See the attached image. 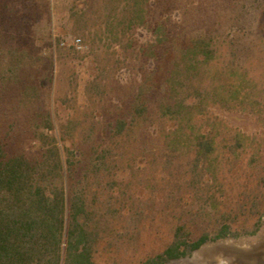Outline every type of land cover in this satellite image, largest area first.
<instances>
[{"label": "rangeland", "instance_id": "1", "mask_svg": "<svg viewBox=\"0 0 264 264\" xmlns=\"http://www.w3.org/2000/svg\"><path fill=\"white\" fill-rule=\"evenodd\" d=\"M23 1L17 17L0 24V135L11 151L30 158L42 152L38 133L64 137L76 152L78 179L93 147L110 146L109 170L90 179L88 204L100 229L117 231L120 242L110 244L107 235L95 258L99 264H137L159 245L154 234L172 229L164 214L181 198L182 205H191L194 154L191 146L175 151L168 143L173 132L190 137L191 122L180 127L158 116L166 95L161 66L170 58L163 57L160 71H154L158 63L142 52L154 41L147 29L107 28L110 16L122 20L124 0ZM149 7L151 17L169 21L179 39L207 34L218 42L216 58L187 83V101L194 107L203 103L193 125L219 134L218 153L225 159L224 144L236 133L246 137L245 154L223 166L226 187L244 191L254 176L251 153L264 155V0H149ZM139 96L150 102L149 119L138 118L124 137H115L113 123L132 121ZM48 117L50 131L43 128ZM231 167L241 170L240 178L230 176ZM136 229L140 239L124 238ZM263 248L264 226L256 236L208 243L168 264H251L243 256Z\"/></svg>", "mask_w": 264, "mask_h": 264}, {"label": "trees", "instance_id": "2", "mask_svg": "<svg viewBox=\"0 0 264 264\" xmlns=\"http://www.w3.org/2000/svg\"><path fill=\"white\" fill-rule=\"evenodd\" d=\"M124 1L122 20L116 23L117 17L110 16L107 28L111 32L120 28L147 29L154 41L143 46L142 52L147 60L158 63L154 71H160L163 57L170 58L161 66L166 95L158 105V116L175 119L180 127L191 122L190 137L173 132L174 138L170 137L168 143L175 151L191 146L194 154L191 205H182L181 198L170 214H164V218L172 219V229L163 231L162 236L154 234L159 245L147 250L137 264H168L208 243L256 236L264 226L263 153L253 151L249 158L257 182L253 176L243 186L244 191L228 189L223 182L224 162L239 160L250 145L245 136L236 133L232 143L224 144L225 159L218 153L219 134L214 130L202 133L193 125L195 109L200 110L203 103L194 107L187 101V83L201 73L202 65L216 58L218 42L207 34L179 39L169 21L151 17L149 0ZM23 7V0H0V24L15 18V14L17 17V9ZM1 50L0 43V56ZM8 50L13 53L12 46ZM8 71L15 76L12 66ZM141 96L131 106L132 121L118 118L113 123L115 137H124L138 118L149 119L150 102ZM43 128L53 130L50 117L44 119ZM37 138L42 152L30 158L21 150L11 151L0 135V264H99L95 255L101 241L109 235L110 244L120 242L117 231L112 230L110 235L107 229H100L88 204L90 179L109 170L110 146L93 147L92 155L86 158L83 179H78L76 152L66 147L64 137L58 141L56 135L40 132ZM235 168L229 169L230 176L240 178L241 170ZM141 234V229H136L124 238L136 241Z\"/></svg>", "mask_w": 264, "mask_h": 264}, {"label": "water", "instance_id": "3", "mask_svg": "<svg viewBox=\"0 0 264 264\" xmlns=\"http://www.w3.org/2000/svg\"><path fill=\"white\" fill-rule=\"evenodd\" d=\"M242 260L251 264H264V248L250 255H244Z\"/></svg>", "mask_w": 264, "mask_h": 264}, {"label": "built area", "instance_id": "4", "mask_svg": "<svg viewBox=\"0 0 264 264\" xmlns=\"http://www.w3.org/2000/svg\"><path fill=\"white\" fill-rule=\"evenodd\" d=\"M79 42V41H78Z\"/></svg>", "mask_w": 264, "mask_h": 264}]
</instances>
